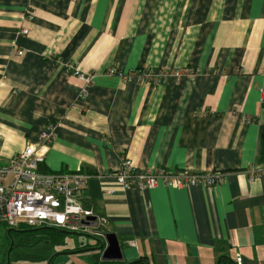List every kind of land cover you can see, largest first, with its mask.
Returning <instances> with one entry per match:
<instances>
[{"label": "crops", "instance_id": "1", "mask_svg": "<svg viewBox=\"0 0 264 264\" xmlns=\"http://www.w3.org/2000/svg\"><path fill=\"white\" fill-rule=\"evenodd\" d=\"M74 70L93 74L83 98ZM48 124L39 171L86 177L82 208L115 235L121 263L264 264V0H0V165ZM124 158L134 174L224 179L124 191Z\"/></svg>", "mask_w": 264, "mask_h": 264}, {"label": "built area", "instance_id": "2", "mask_svg": "<svg viewBox=\"0 0 264 264\" xmlns=\"http://www.w3.org/2000/svg\"><path fill=\"white\" fill-rule=\"evenodd\" d=\"M21 34H27L22 30ZM23 52L18 51L21 56ZM122 81L131 78L138 81H153L161 77L153 70L138 69L123 73L115 68L105 71ZM82 82L81 98L93 83V74H83L79 70L72 73ZM193 79L194 74H187ZM56 126L48 124L39 135V142L27 145L24 150L0 165V224L10 229L39 228L49 226L61 230L79 232L102 238L104 221L91 210L82 208L81 198L86 177L79 172L47 174L39 171L43 155L38 151L47 148L55 139ZM132 163L124 158L114 174V183L122 190L144 191L158 185L171 188H185L197 184L213 188L223 182V173L193 174L188 170L171 171L156 168L145 174H134ZM94 218L89 226L83 222ZM74 223V224H73ZM94 224V225H93Z\"/></svg>", "mask_w": 264, "mask_h": 264}, {"label": "water", "instance_id": "3", "mask_svg": "<svg viewBox=\"0 0 264 264\" xmlns=\"http://www.w3.org/2000/svg\"><path fill=\"white\" fill-rule=\"evenodd\" d=\"M94 218H88L83 222L84 226H89V222H93ZM94 225V224H93ZM54 231L57 232L58 234H62V235H66V236H82L85 237L87 239L92 240L95 246L92 245V247H88V248H83V249H79V250H73V251H60V252H56L50 255L49 258H47V262L46 264H51L53 261V258H56L59 255H63V254H75V253H86V252H93V251H97L98 253H101V260L103 262H105L106 264H124L121 263L122 257L120 256V250H119V246L117 244L116 241V237L113 234H105L102 238H97L94 237L92 235H88V234H84V233H79V232H72V231H66V230H61V229H57V228H53V227H49V226H44V227H39V228H29V229H10L8 228L6 230V236L9 238V246L6 248V253H5V263L4 264H10V254L12 251V247L14 246V239L12 233L14 234H36V233H40L43 231ZM226 260L228 262V264H234V262L227 258L226 256H219L216 260V264H219L221 260ZM126 264H149V262H147L144 259H138V260H134L133 262L130 263H126Z\"/></svg>", "mask_w": 264, "mask_h": 264}, {"label": "rangeland", "instance_id": "4", "mask_svg": "<svg viewBox=\"0 0 264 264\" xmlns=\"http://www.w3.org/2000/svg\"><path fill=\"white\" fill-rule=\"evenodd\" d=\"M8 229V227L4 226L3 224H0V264H4L5 263V253H6V248L9 246V238L6 236V230ZM67 231V230H66ZM18 235H21L20 237H16L17 234H13L11 236H13V239H14V244L15 246L13 247L14 249H12L11 251V254H10V262L11 260L13 259L14 257V254L17 253V248L16 247V244L19 242V240H23V241H33L32 245H33V248H26L25 251H22V254L23 255H26V256H29V257H33L37 252H42L45 253L44 249L42 247H40L39 245L37 246H34V244L42 241V233H36V234H33L35 235L34 237H26L24 236V234H18ZM15 237V238H14ZM66 243L67 245L66 246H69V247H76V246H80V245H85V246H88L90 247L89 245L94 243L92 240L90 239H87L85 237H82V236H68L66 237ZM46 244H50V240H45ZM86 247V248H88ZM92 247V246H91ZM63 246H51V249H49V252L51 254L53 253H56V252H60L62 250ZM44 251V252H43ZM89 253H80V254H77L78 256H81L78 257L77 259H74V264H86L85 262L87 261L88 258H86V256L88 255ZM80 258V259H79ZM234 259H236V257H234ZM216 260L215 259V262L213 264H216ZM133 262V261H131ZM126 263H130V262H126ZM124 263V264H126Z\"/></svg>", "mask_w": 264, "mask_h": 264}, {"label": "trees", "instance_id": "5", "mask_svg": "<svg viewBox=\"0 0 264 264\" xmlns=\"http://www.w3.org/2000/svg\"><path fill=\"white\" fill-rule=\"evenodd\" d=\"M42 235H43L42 241L34 244V246L39 245L40 247L44 249L45 253L42 254V252H37L33 257L23 255L22 251H25L26 248H31V247L33 248V245H32L33 241L32 240L31 241L30 240L29 241L19 240V242L16 244V247H15L17 248V253L14 254V257L11 260L10 264H46L48 260L47 258H49L51 255V253L49 252V249H51V246H58V245L63 246L62 248L63 251H73V250H79V249L88 247L85 245H80V246H76L73 248L66 246L67 243L65 239L68 236L58 234L57 232H54V231H50V230L43 231ZM20 236L21 235H17L16 237H20ZM24 236L30 238V237H34L35 235L26 233L24 234ZM45 240H50V244H46ZM103 264H106V263L103 262ZM219 264H228V262L222 259Z\"/></svg>", "mask_w": 264, "mask_h": 264}, {"label": "flooded vegetation", "instance_id": "6", "mask_svg": "<svg viewBox=\"0 0 264 264\" xmlns=\"http://www.w3.org/2000/svg\"><path fill=\"white\" fill-rule=\"evenodd\" d=\"M21 229H27V228H21Z\"/></svg>", "mask_w": 264, "mask_h": 264}]
</instances>
